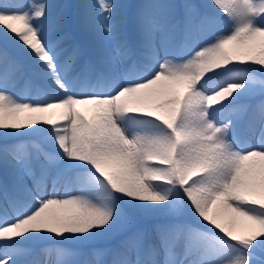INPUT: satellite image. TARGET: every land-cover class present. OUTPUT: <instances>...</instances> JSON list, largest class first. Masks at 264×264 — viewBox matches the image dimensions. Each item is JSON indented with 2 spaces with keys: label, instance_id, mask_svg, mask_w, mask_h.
I'll return each mask as SVG.
<instances>
[{
  "label": "snow or ice",
  "instance_id": "1",
  "mask_svg": "<svg viewBox=\"0 0 264 264\" xmlns=\"http://www.w3.org/2000/svg\"><path fill=\"white\" fill-rule=\"evenodd\" d=\"M50 7L0 0V264H264V0Z\"/></svg>",
  "mask_w": 264,
  "mask_h": 264
},
{
  "label": "rangeland",
  "instance_id": "2",
  "mask_svg": "<svg viewBox=\"0 0 264 264\" xmlns=\"http://www.w3.org/2000/svg\"><path fill=\"white\" fill-rule=\"evenodd\" d=\"M20 2L26 5V4H28L30 2V0H20ZM66 2H68V4H71L70 3L71 0H48L49 5L51 6L49 10L52 12V14L54 16L59 15V14L63 13L64 11H66V10H64V7H63L65 5L64 3H66ZM94 2H95V0H84L83 4H85V3H94ZM117 2L118 3L126 2V3L140 4V3L146 2V0H117ZM167 2L182 3L183 0H167ZM198 2H199V0H198ZM72 4H80V3H79V0H73ZM223 27L226 28L227 26L225 25ZM221 30H223V28ZM73 31H74L75 39H77V40L79 39V42L81 44H84V42H82V40L79 38L81 36L76 34L75 30H73ZM82 38H84L86 40L85 37H82ZM187 51H188L187 48L181 49V50L178 51L177 54L182 56V55H185L187 53ZM22 85H23L22 83H18L15 87H12L11 84H10L9 85V91L13 92L14 94L19 96L20 98H30V97H33V96L37 95V89L35 87L31 88L30 92H28V93H22L21 92L22 90L20 89ZM244 100H246V101L244 102ZM257 100H259V101L261 100V97L258 94L256 96H254V97L243 98V99L240 100L239 103H241L242 105H249V106H251V108L254 109V106L256 104L255 101H257ZM249 101H250V104H249ZM258 111L259 110L257 109V112ZM257 112L255 113V117L254 118L257 121V126H258V121L260 119V113L259 112L257 113ZM243 116H244V114H232L231 115V118H233L234 120L238 121V131H239V135H240L241 139L245 138L244 132H243L244 130H243V126H242L243 122H244V120L242 119ZM228 117H229V115L225 113L223 118H228ZM257 126H256V135H255V138L253 139L254 142L251 141L252 143H256L257 140H258V135L259 134L257 133ZM246 127L248 128V124H246ZM245 131H247V130H245ZM252 138H253V135H252ZM19 139L23 140L25 138H19ZM14 142H16V141L13 138H8L7 140H5L3 138H0V144H3V143H14ZM59 187H60V191L61 192H63L65 190V185L63 184V182L60 184ZM47 188L49 190H51V186L50 185ZM67 190L69 192L73 193V194H77L78 191H79L78 187H76L74 185L73 186H68ZM0 203H2V200H0ZM117 243H118V240H114V239H111V238L100 237L96 241H94L91 245H89V247L90 248H92V247H95V248H111V247H114ZM30 247H32V248L38 247L39 250H40L42 247H44V245L43 244H37V245H31ZM41 255L45 258V261H41L40 264H45V262L47 261V257L45 256L44 253H41ZM109 259H110V257H109Z\"/></svg>",
  "mask_w": 264,
  "mask_h": 264
},
{
  "label": "bare ground",
  "instance_id": "3",
  "mask_svg": "<svg viewBox=\"0 0 264 264\" xmlns=\"http://www.w3.org/2000/svg\"><path fill=\"white\" fill-rule=\"evenodd\" d=\"M72 1L73 0H71V4H72ZM79 3L80 4H83L84 3V0H79ZM65 5H67L68 4V2H66V3H64ZM65 10V9H64ZM76 32V34H78L79 36H81V37H79L81 40H82V42H84V43H86V41L87 40H89V39H91V37L86 33L85 34V32H81V31H75ZM82 37H85L86 38V40L84 39V38H82ZM71 42H78V43H80L79 42V39L77 40V39H75L74 41H70V43ZM3 47H7L8 48V51H9V53H10V55H12L14 58H16V59H18V60H20L21 62H23V54L18 50V49H15V48H13L11 45H6L5 44V42L3 41V39H0V48H3ZM28 90H30V89H27V88H25V91H22V93H27L26 91H28ZM256 102V104H255V106H254V109H256V112H257V109H258V105H259V100H257V101H255ZM254 102V103H255ZM238 104H241V103H239L238 102ZM259 110V109H258ZM259 112V111H258ZM257 112V113H258ZM226 114H228L229 116L230 115H232L231 113H226ZM244 116H245V114H244ZM242 117V118H245V117ZM252 120H253V116H252V114L250 113V117H249V119L248 120H246V122L247 123H245V128L247 129V134H246V137L244 138V139H247L249 142H254V137L252 138V135H250L249 134V125H250V123L252 122ZM246 124H248V128L246 127ZM245 129V130H246ZM257 133L259 134V126H257ZM15 140V139H14ZM251 142V143H252ZM47 191H49V190H47ZM50 192V191H49ZM41 249L39 250V252H38V254L31 260V261H33V260H36V261H38V259H39V257L41 256ZM55 256L53 255L52 256V258L55 260V258H54Z\"/></svg>",
  "mask_w": 264,
  "mask_h": 264
}]
</instances>
